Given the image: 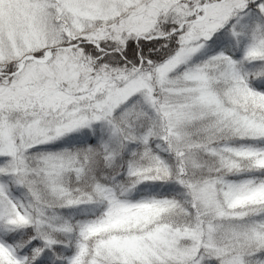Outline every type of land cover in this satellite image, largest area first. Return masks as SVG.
<instances>
[{
  "label": "snow or ice",
  "instance_id": "1",
  "mask_svg": "<svg viewBox=\"0 0 264 264\" xmlns=\"http://www.w3.org/2000/svg\"><path fill=\"white\" fill-rule=\"evenodd\" d=\"M0 264H264V0H0Z\"/></svg>",
  "mask_w": 264,
  "mask_h": 264
}]
</instances>
